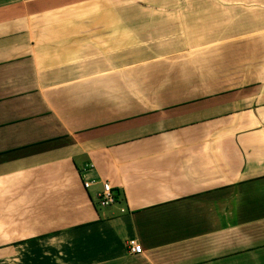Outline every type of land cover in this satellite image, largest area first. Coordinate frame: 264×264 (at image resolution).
I'll use <instances>...</instances> for the list:
<instances>
[{"label": "crops", "instance_id": "0c3cea01", "mask_svg": "<svg viewBox=\"0 0 264 264\" xmlns=\"http://www.w3.org/2000/svg\"><path fill=\"white\" fill-rule=\"evenodd\" d=\"M0 264H264V0H0Z\"/></svg>", "mask_w": 264, "mask_h": 264}, {"label": "built area", "instance_id": "2783aa9c", "mask_svg": "<svg viewBox=\"0 0 264 264\" xmlns=\"http://www.w3.org/2000/svg\"><path fill=\"white\" fill-rule=\"evenodd\" d=\"M89 181H84L83 185L88 186ZM98 204L102 207L111 204L114 201L113 192L107 182H102L100 191L96 194ZM127 250L130 253H138L141 251V245L134 239L128 238L126 241Z\"/></svg>", "mask_w": 264, "mask_h": 264}, {"label": "trees", "instance_id": "16d2710c", "mask_svg": "<svg viewBox=\"0 0 264 264\" xmlns=\"http://www.w3.org/2000/svg\"><path fill=\"white\" fill-rule=\"evenodd\" d=\"M112 192H113V191H112ZM115 195H117L116 191L113 192V196H114V198H116Z\"/></svg>", "mask_w": 264, "mask_h": 264}]
</instances>
